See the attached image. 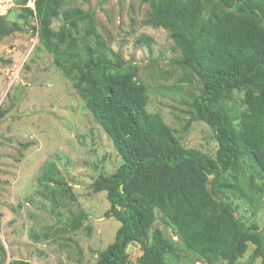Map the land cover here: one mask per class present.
Segmentation results:
<instances>
[{"label":"trees","instance_id":"16d2710c","mask_svg":"<svg viewBox=\"0 0 264 264\" xmlns=\"http://www.w3.org/2000/svg\"><path fill=\"white\" fill-rule=\"evenodd\" d=\"M141 2L149 8L145 23L168 31L180 53L170 62L173 74L157 69L164 79L178 73L165 88L180 92L191 78L198 84L182 101L181 129L149 111L146 81L135 64L107 48L92 9L68 0H35L32 9L27 0H15L18 22L0 15V36L36 34L121 159L89 185L105 193L110 206L104 216L119 223L93 264H129L130 243L140 245L138 264H237L247 253L246 264H264V226L256 221L264 198V0ZM137 41L150 48L152 39ZM194 123L209 128L215 150L189 145L196 129L184 134ZM39 182L38 194L54 203L56 194L76 199L51 162ZM243 206L250 218L239 214ZM86 216L75 214L66 231L78 229ZM5 255L0 240L1 264H34Z\"/></svg>","mask_w":264,"mask_h":264},{"label":"rangeland","instance_id":"374dc122","mask_svg":"<svg viewBox=\"0 0 264 264\" xmlns=\"http://www.w3.org/2000/svg\"><path fill=\"white\" fill-rule=\"evenodd\" d=\"M2 1L7 4L2 5ZM0 5L7 9L2 15L8 23L18 22L15 0H0ZM68 5L94 11L96 30L107 48L135 64L146 81L149 111L160 113L168 125L180 128L187 109L182 101H187L193 90L198 91V84L191 78L183 82L182 91L173 92L165 87L178 73L167 79L157 76V69L173 74L170 62L180 53L168 31L145 23L147 4L141 0H68ZM58 22L54 20L52 26L57 28ZM141 36L152 39L150 48L137 41ZM35 45L38 49L34 51ZM20 98L16 110L25 114L0 118V240L5 260L93 264L96 253L113 240L119 223L104 216L110 206L105 193H94L89 185L98 174L114 171L121 159L30 29L0 36V110H10ZM189 135L190 146L202 152L215 150L206 125L192 124L184 134ZM50 162L71 185L74 201L56 194L54 203L38 194L43 190L39 179ZM258 210L256 221L263 227L264 198ZM80 212L87 215L81 226L66 231ZM251 213L247 207L239 209V214L248 218ZM166 233L177 238L169 230ZM126 252L129 264H138L140 245L130 243ZM247 261L248 253L237 264ZM252 264H259V260Z\"/></svg>","mask_w":264,"mask_h":264},{"label":"water","instance_id":"95a60500","mask_svg":"<svg viewBox=\"0 0 264 264\" xmlns=\"http://www.w3.org/2000/svg\"><path fill=\"white\" fill-rule=\"evenodd\" d=\"M20 100H21V98L18 99V101H16V103L14 104V106L10 110H8L7 112H5V114L1 117V119H4L6 117H13V116H21V115H24L25 113L18 112L16 110ZM209 180H210V178H209Z\"/></svg>","mask_w":264,"mask_h":264},{"label":"built area","instance_id":"2783aa9c","mask_svg":"<svg viewBox=\"0 0 264 264\" xmlns=\"http://www.w3.org/2000/svg\"><path fill=\"white\" fill-rule=\"evenodd\" d=\"M34 1L35 0H28L26 5L31 7V8H34ZM9 2H10V0H9ZM4 4H7V2L5 3L2 1V5H4ZM5 10H7V9L2 8L0 5V15H2L5 12Z\"/></svg>","mask_w":264,"mask_h":264},{"label":"clouds","instance_id":"9594fccd","mask_svg":"<svg viewBox=\"0 0 264 264\" xmlns=\"http://www.w3.org/2000/svg\"><path fill=\"white\" fill-rule=\"evenodd\" d=\"M28 1V0H27ZM27 4V3H26ZM34 4H35V1H34ZM27 6V5H26ZM29 7V6H28ZM31 8V7H30ZM33 9V8H32Z\"/></svg>","mask_w":264,"mask_h":264}]
</instances>
